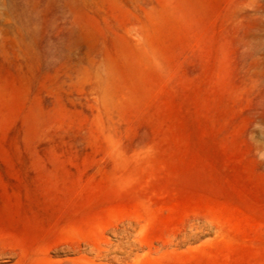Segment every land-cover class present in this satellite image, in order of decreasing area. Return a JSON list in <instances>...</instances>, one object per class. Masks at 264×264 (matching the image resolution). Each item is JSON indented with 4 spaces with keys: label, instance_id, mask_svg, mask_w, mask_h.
Wrapping results in <instances>:
<instances>
[{
    "label": "rangeland",
    "instance_id": "rangeland-1",
    "mask_svg": "<svg viewBox=\"0 0 264 264\" xmlns=\"http://www.w3.org/2000/svg\"><path fill=\"white\" fill-rule=\"evenodd\" d=\"M0 264H264V0H0Z\"/></svg>",
    "mask_w": 264,
    "mask_h": 264
}]
</instances>
